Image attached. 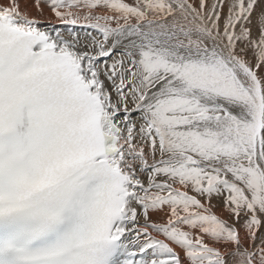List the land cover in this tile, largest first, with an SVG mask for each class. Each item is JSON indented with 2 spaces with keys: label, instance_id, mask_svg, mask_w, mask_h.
I'll return each mask as SVG.
<instances>
[{
  "label": "snow or ice",
  "instance_id": "1",
  "mask_svg": "<svg viewBox=\"0 0 264 264\" xmlns=\"http://www.w3.org/2000/svg\"><path fill=\"white\" fill-rule=\"evenodd\" d=\"M34 6L0 5V264H264V0Z\"/></svg>",
  "mask_w": 264,
  "mask_h": 264
},
{
  "label": "bare ground",
  "instance_id": "2",
  "mask_svg": "<svg viewBox=\"0 0 264 264\" xmlns=\"http://www.w3.org/2000/svg\"><path fill=\"white\" fill-rule=\"evenodd\" d=\"M8 2H9V0H0V5H5ZM19 3H20V8L22 11L27 7V9L30 11L31 15L36 16L43 23H47L48 18L51 17V13L48 11V9L46 7L44 8V16L40 17L39 13L37 12V10L34 6V0H19ZM226 12H227V10L224 11L225 14H226ZM213 204L218 205V202L216 200H213ZM214 210L217 211L218 214L220 212H222V209L219 206H217V208ZM153 218L158 219V217H155V216ZM262 231H264V229H262Z\"/></svg>",
  "mask_w": 264,
  "mask_h": 264
},
{
  "label": "rangeland",
  "instance_id": "3",
  "mask_svg": "<svg viewBox=\"0 0 264 264\" xmlns=\"http://www.w3.org/2000/svg\"><path fill=\"white\" fill-rule=\"evenodd\" d=\"M227 10L226 8L224 9V11Z\"/></svg>",
  "mask_w": 264,
  "mask_h": 264
}]
</instances>
